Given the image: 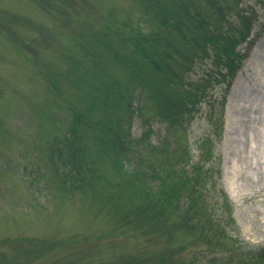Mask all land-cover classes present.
Masks as SVG:
<instances>
[{
	"label": "trees",
	"instance_id": "trees-1",
	"mask_svg": "<svg viewBox=\"0 0 264 264\" xmlns=\"http://www.w3.org/2000/svg\"><path fill=\"white\" fill-rule=\"evenodd\" d=\"M244 1L135 0L141 11L137 19L130 14L120 18L114 7L107 10L105 17L110 20L100 29L77 34L82 41L76 47L55 46L71 61L66 73L89 91L85 106L90 110L99 104L106 112V122H96L103 134L97 146L113 169L129 179L125 184H112V188H120V200L130 201L132 214L130 220L123 218L122 227L129 224L138 229L147 238L148 249L164 244L161 254L143 255L135 264H186V260L174 256L185 249L186 236L212 246L232 243L231 250L223 249L232 252L222 264H232L236 258L238 264H264V244L252 245L235 234L239 226L233 203L221 184V156L216 151L226 94L263 32L253 34L258 11ZM10 33L17 44L18 36ZM104 53L128 67L129 87L109 81L93 83L91 75L102 73ZM52 60L41 68L47 84L60 90L66 73L57 76ZM197 65L203 69L194 77ZM221 84L224 87L219 96L215 89ZM204 104L208 105L207 112ZM68 107L71 118L62 127L64 132L53 135L46 145L49 150L43 147L52 163L51 181L64 193L78 190L96 175L87 158L88 145L95 142L88 130L84 131L86 113L74 101ZM203 113L213 127L199 136L193 147L189 127ZM137 120L143 128L139 136L132 130ZM156 123H162L163 128ZM217 237L222 240L215 245ZM28 239H14L17 253L5 264L25 263L17 255L27 247L20 242ZM43 241L40 239L42 244L38 246L40 254L48 250ZM173 242L177 250L165 248ZM120 254L109 264L134 262L130 254Z\"/></svg>",
	"mask_w": 264,
	"mask_h": 264
},
{
	"label": "rangeland",
	"instance_id": "rangeland-1",
	"mask_svg": "<svg viewBox=\"0 0 264 264\" xmlns=\"http://www.w3.org/2000/svg\"><path fill=\"white\" fill-rule=\"evenodd\" d=\"M243 4L258 11L253 33L264 30V0H245ZM114 7L120 18L130 14L137 19L141 13L135 0H0L1 264L15 257L14 239L18 237L29 238L20 242L27 246L17 255L23 264H109L120 253L130 254L135 264L143 255L161 254L164 249L163 243L148 249L147 238L138 229L129 224L122 227L123 218L130 220L132 214L130 201L120 200V188H112V184H125L129 179L113 169L110 159L97 146L103 134L96 122L105 123L106 112L99 104L90 110L85 106L89 91L66 73L71 61L55 47H76L82 41L77 34L100 29L110 20L105 17L107 10ZM10 32L18 36L17 44L8 35ZM51 60L57 76H68H63L60 90L47 84L41 68ZM102 61V73L91 75L93 83L109 81L130 86L128 67L123 62L108 53ZM202 69L197 65L192 76L197 77ZM235 81L247 96L235 94L230 102L231 90L228 93L225 110L231 103L229 119H225L216 151L224 159L222 183L234 204L239 225L236 233L242 240L260 245L264 244V32ZM216 91L220 93V87ZM70 101L86 113L84 131L88 130L95 142L88 145L87 158L96 175L78 190L64 193L51 181V160L43 147L49 150L46 145L53 135L64 132L71 118ZM132 129L139 136L141 121L137 120ZM210 129L211 123L203 114L193 121L190 138L195 141ZM141 152L149 157L145 149ZM221 238L213 240L215 245ZM40 239L48 247L43 254L38 248ZM183 242L185 249L174 256L186 260V264H222L232 252L228 251L232 243L212 246L191 236ZM29 247L37 250L31 252ZM165 248L178 249L176 242ZM232 264H238L237 258Z\"/></svg>",
	"mask_w": 264,
	"mask_h": 264
},
{
	"label": "bare ground",
	"instance_id": "bare-ground-1",
	"mask_svg": "<svg viewBox=\"0 0 264 264\" xmlns=\"http://www.w3.org/2000/svg\"><path fill=\"white\" fill-rule=\"evenodd\" d=\"M254 57H255V56H253V57L250 59V61L247 63L248 66H249V65L251 64V62L254 60ZM235 94H237V95H241V96H244V97L247 96V94L245 95V94L241 93V91H240V84H239L238 82H236L235 85L233 86V90H232V92H231V94H230V102H231V100H232V97L235 96ZM230 104H231V103H229V105H228L227 107H229ZM229 111H230V110H229ZM229 111H228V115H229ZM228 115H227V116H228ZM228 119H229V116H228Z\"/></svg>",
	"mask_w": 264,
	"mask_h": 264
}]
</instances>
